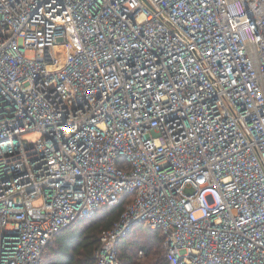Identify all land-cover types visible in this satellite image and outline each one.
I'll return each mask as SVG.
<instances>
[{"label": "built area", "instance_id": "1", "mask_svg": "<svg viewBox=\"0 0 264 264\" xmlns=\"http://www.w3.org/2000/svg\"><path fill=\"white\" fill-rule=\"evenodd\" d=\"M125 194L96 264H264V0H0V264Z\"/></svg>", "mask_w": 264, "mask_h": 264}, {"label": "trees", "instance_id": "2", "mask_svg": "<svg viewBox=\"0 0 264 264\" xmlns=\"http://www.w3.org/2000/svg\"><path fill=\"white\" fill-rule=\"evenodd\" d=\"M132 200V194L122 195L116 205L100 207L92 217L77 220L56 232L43 253V259L47 253L43 264H96L94 252L101 231L111 228ZM162 241L159 230L141 224L133 226L117 245L118 264H168Z\"/></svg>", "mask_w": 264, "mask_h": 264}, {"label": "rangeland", "instance_id": "3", "mask_svg": "<svg viewBox=\"0 0 264 264\" xmlns=\"http://www.w3.org/2000/svg\"><path fill=\"white\" fill-rule=\"evenodd\" d=\"M36 137H37V134H36V133H29V134L26 135V138H28V139H34V138H36ZM208 201H209V202L212 201L211 197H208ZM50 245H51V244H50ZM46 257H47V253L45 254L43 260L46 261ZM43 262H44V261H43Z\"/></svg>", "mask_w": 264, "mask_h": 264}]
</instances>
